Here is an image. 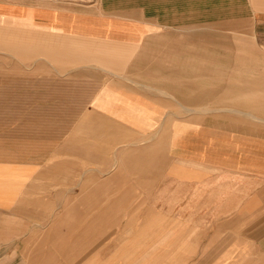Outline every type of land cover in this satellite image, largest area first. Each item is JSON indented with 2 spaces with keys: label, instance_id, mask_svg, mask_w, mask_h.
<instances>
[{
  "label": "crops",
  "instance_id": "crops-1",
  "mask_svg": "<svg viewBox=\"0 0 264 264\" xmlns=\"http://www.w3.org/2000/svg\"><path fill=\"white\" fill-rule=\"evenodd\" d=\"M191 2L0 0V264H264V110Z\"/></svg>",
  "mask_w": 264,
  "mask_h": 264
},
{
  "label": "rangeland",
  "instance_id": "rangeland-1",
  "mask_svg": "<svg viewBox=\"0 0 264 264\" xmlns=\"http://www.w3.org/2000/svg\"><path fill=\"white\" fill-rule=\"evenodd\" d=\"M191 1L192 18L186 24L190 23L194 26L196 23L201 28L200 33L191 29L192 33H196L191 35V55L194 56L196 49V53L201 54V59L205 56L208 73L217 70L221 76L218 80L222 83L224 97L238 86L246 85V81L253 82L256 111L264 110V10H256L258 3L256 5L253 0ZM235 5H239L238 13L233 8ZM199 8L203 12L199 13ZM179 23L181 27H189L186 24L182 25V21H175L176 26H179ZM199 44L201 46L198 49ZM5 58L1 56L0 60ZM2 96L3 94L0 95V107L7 105L6 99ZM227 102L229 101L223 100V108H226ZM41 262L55 263V261ZM103 262L102 259L92 261L85 258L80 259L78 264ZM110 262L116 264L119 261ZM63 264H71V261H63Z\"/></svg>",
  "mask_w": 264,
  "mask_h": 264
}]
</instances>
